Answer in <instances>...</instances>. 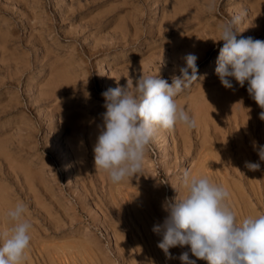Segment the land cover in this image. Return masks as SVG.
Returning a JSON list of instances; mask_svg holds the SVG:
<instances>
[{
  "label": "rangeland",
  "instance_id": "1",
  "mask_svg": "<svg viewBox=\"0 0 264 264\" xmlns=\"http://www.w3.org/2000/svg\"><path fill=\"white\" fill-rule=\"evenodd\" d=\"M229 21L237 39L264 41V0H0V232L23 202L32 224L23 264H181L184 251L196 260L188 246L167 259L152 230L167 216L165 197L185 194V170L223 186L237 219L255 205L264 214L253 148L264 145L261 109L247 82L226 89L215 73ZM188 54L201 79L175 99L195 127L158 130L141 172L111 183L94 166L101 93L129 79L134 91L142 75L171 84ZM224 94L240 107L200 109Z\"/></svg>",
  "mask_w": 264,
  "mask_h": 264
},
{
  "label": "clouds",
  "instance_id": "2",
  "mask_svg": "<svg viewBox=\"0 0 264 264\" xmlns=\"http://www.w3.org/2000/svg\"><path fill=\"white\" fill-rule=\"evenodd\" d=\"M213 6H209V11ZM223 46L219 49L215 73L226 89L240 87L247 82L249 96L262 109L264 121V41L240 37L234 21L219 28ZM197 57L188 54L179 75L171 77V84L160 75H142L135 84L131 79L127 88L117 86L101 93L106 111L93 147L96 171L107 173L111 183L117 184L139 174L147 148L158 130H174L177 124L195 127V119L176 102V97L198 79ZM259 160L264 162V145L253 141ZM251 171L260 170V163L246 162ZM183 196L165 197L162 203L167 213L162 224L153 232L161 235L158 247L167 259L171 248L188 246L196 260L207 264H264V214L249 215L238 220L227 203L229 192L207 177H197L185 170L182 176ZM26 205L19 202L9 209L10 228L0 232V264H23L30 246L32 224L26 216ZM181 264H196L189 252H182Z\"/></svg>",
  "mask_w": 264,
  "mask_h": 264
},
{
  "label": "bare ground",
  "instance_id": "3",
  "mask_svg": "<svg viewBox=\"0 0 264 264\" xmlns=\"http://www.w3.org/2000/svg\"><path fill=\"white\" fill-rule=\"evenodd\" d=\"M254 6V5H253ZM252 6V7H253ZM7 38V37H6ZM233 91V90H232ZM192 95V94H191ZM233 95H234V93H233ZM211 97V96H210ZM207 98V97H206ZM236 99V98H235ZM239 99V98H238ZM246 101V100H245ZM237 102V101H236ZM241 104V103H240ZM239 104V105H240ZM243 104V103H242ZM205 108V109H202V108ZM225 107H229V108H231V109H234V108H237V107H240V106H236V103H235V101L232 99V97L230 96V95H228V94H224V95H220V96H218V97H216V98H212V99H210V100H203V102L200 104V109H202V110H205L206 111V113H209L210 114V111H211V113H212V109L214 110V113H215V111L217 110V109H221V108H225ZM259 107V106H258ZM245 108H247V107H245ZM240 109V108H239ZM259 109H261V108H259ZM261 111H262V109H261ZM260 111V112H261ZM233 113V112H232ZM216 115H217V113H216ZM246 116V115H245ZM198 120V119H197ZM246 120V119H245ZM87 122V121H86ZM263 122V124H264V121H262ZM262 124V125H263ZM73 125V124H72ZM262 128V127H261ZM206 130V129H205ZM92 134V133H91ZM220 136V135H219ZM252 138V137H251ZM211 154V153H210ZM74 155V154H73ZM213 161V160H212ZM262 168V167H261ZM264 168V167H263ZM224 171V170H223ZM211 174V173H210ZM212 181V180H211ZM240 182V181H239ZM256 189V188H255ZM4 191V190H3ZM2 191V192H3ZM258 191V190H257ZM250 197V196H249ZM248 197V198H249ZM112 198V197H111ZM243 198V197H242ZM0 199H1V197H0ZM235 200V199H234ZM251 202V201H250ZM252 203V202H251ZM261 203V202H260ZM250 205H252V204H250ZM262 205V204H261ZM131 206V205H130ZM4 207V206H3ZM145 207V206H144ZM255 207H256V205H255ZM255 207L253 208L252 206H251V208H249L246 212H245V217L246 216H249V215H258V214H260L259 213V211H257L256 209H255ZM257 208V207H256ZM261 208V207H260ZM232 209V208H231ZM259 209V208H258ZM237 212H238V210H237ZM262 214V213H261ZM243 215V216H244ZM243 216H241V217H243ZM243 219V218H242ZM238 220H240V218H238ZM6 221V220H5ZM5 224V223H4ZM39 235V234H38ZM61 238V237H60ZM45 242H47V241H45ZM51 243V242H50ZM50 243H48V244H50ZM54 243V242H53ZM61 244V243H60ZM124 244V243H123ZM42 245V244H41ZM69 248V247H68ZM38 249V248H37ZM66 249V248H65ZM60 250H63V249H60ZM87 251V250H86ZM54 252V251H53ZM72 252V251H71ZM98 252V251H97ZM118 252V251H117ZM50 253V252H49ZM89 253V252H88ZM94 253V252H93ZM93 253H92V255H93ZM57 254V253H56ZM43 255V254H42ZM55 255V254H54ZM59 256H60V254H59ZM91 257V256H90ZM172 260V259H171ZM67 261V260H66Z\"/></svg>",
  "mask_w": 264,
  "mask_h": 264
}]
</instances>
